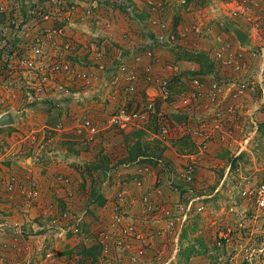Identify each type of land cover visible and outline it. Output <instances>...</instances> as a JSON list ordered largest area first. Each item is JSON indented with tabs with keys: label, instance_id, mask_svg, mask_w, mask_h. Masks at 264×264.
I'll list each match as a JSON object with an SVG mask.
<instances>
[{
	"label": "crops",
	"instance_id": "1",
	"mask_svg": "<svg viewBox=\"0 0 264 264\" xmlns=\"http://www.w3.org/2000/svg\"><path fill=\"white\" fill-rule=\"evenodd\" d=\"M36 1L39 2L40 0ZM80 1L81 13L84 19H81L79 11L77 15L73 16L71 23H68V32L75 41L73 48L67 52L64 59L74 63L79 70L89 71L93 76V81L91 85L83 86L82 81L68 77V75L60 76L57 81L64 83L77 94L68 95L62 92V96L65 98L63 99L64 103L67 106L63 110L53 109L54 120L52 119L50 123L56 124L64 121L69 125H73L75 122L88 117L99 125L105 126V129L100 133L93 146H86L77 142V137L73 133L65 131L59 134L61 136L60 140H51L43 150L39 151L34 146L29 147L30 158L21 156L20 159L11 163L3 156V143L16 123L13 126L4 127L6 132L0 134V176L15 172L25 182H28L30 178H34L40 188L37 204L32 213L27 214L23 211L20 198L17 195L13 199L6 198L0 203V223L9 218L19 224L25 232L24 248L16 250L13 247L11 229L0 231V252H4L10 259L15 261H26L30 258L32 264H60V259L69 260L59 253L64 248L75 246L76 241L79 240H77V237L67 236L59 232L56 228L61 227L64 223H59L58 215L60 212L65 208L71 210L70 202H68L70 200H72L73 209L76 204L80 207L85 206L79 200L82 203L92 200L96 211L93 214L101 217L107 216L109 211H112L116 191L127 182L125 185L127 186V195L131 199V204H133L127 210V221L141 222L147 228V225L156 228L160 226L158 224L159 220L153 215L143 214L142 196L147 192H152L156 201L175 203L180 201L181 198L179 189H183L182 186H185L180 175L187 164L188 158H190L191 152L186 153L187 149L185 147L188 148V145L179 140L178 128L175 129L174 133L178 143L175 139L173 145H170L171 147L163 149L160 147L163 143L154 133L155 128L158 127V122L161 120L160 117L156 119L153 116L150 120L141 121L139 126L126 130L106 127L110 114L120 105L127 104L133 109H142L148 94L158 95L156 86L149 82L144 75L136 82L138 92L135 94H128L123 81L118 85L113 84L111 75L116 71L115 65L119 61H124L131 66L136 65L139 73L145 72L146 67H151L155 76H169L172 82L176 81L177 76L164 68L166 62L178 63L183 76L200 74L201 64L196 60H188L189 58H187V53H184V50L198 49L199 47L206 49L207 47L204 45H208L209 41L202 42L203 45L197 44L199 38H195L196 35L190 33L187 37L178 41L177 47H167L156 43L155 35L160 29L150 21V13L144 0H128L126 2L128 5L122 3L123 9L112 0ZM236 1L229 0L226 4L223 3L224 10L222 9V12L227 14L234 12L237 6ZM157 2L163 6L161 17L168 21L171 28L186 29L194 20L195 11L192 7H190V10L181 6L179 0H157ZM196 2L198 4L199 1L196 0ZM19 3L23 4V1L7 0V4L11 7L13 5L17 7ZM92 4L96 6V13L101 14V20L108 19L113 22L111 28H105L96 19H88L85 11ZM237 21L240 26L236 25L241 28L243 27L241 25L247 23L245 19L244 21L242 19ZM232 40L236 41V37ZM95 48L104 51V56L99 60L94 57ZM149 48L154 49L152 57L145 53ZM136 53L141 54L139 62L135 60ZM205 75L211 77L209 73ZM52 88L54 89L53 86ZM57 92L59 91L56 90L52 95L55 96ZM156 102L158 110L163 112L165 116L178 114L175 104L165 102L159 96L156 97ZM212 112L213 110L208 116L211 120L214 119V117L212 118ZM178 116L172 117L173 125ZM14 119L16 120L15 117ZM41 123L44 124L45 121ZM219 134L220 132L217 130L216 137L211 141V147L207 155L217 154ZM106 156L109 157L110 164ZM96 157H99L100 161H94ZM104 158H106V161H104ZM208 158L210 157L200 156L197 160L194 180L196 184L201 181L207 183L205 180L211 177L204 166H217L214 165V162L219 164L216 155L211 157L213 161L208 160ZM83 164H86V166ZM107 164H109V167L102 169L109 175L105 176L104 173L98 175L100 165ZM146 164L151 166L153 173L143 176L144 182L138 187L132 183V178ZM77 169L83 172L82 176ZM84 170H87L88 173H94L95 177L99 179L97 181L98 185H95L96 189L91 192L92 194L81 198L79 186L82 185V180L84 183L86 180ZM175 173H180L179 177H175ZM63 174L69 175L73 179V190L59 188L60 184L55 179L58 175ZM157 175L161 179L160 183L156 182ZM71 192L74 193L73 197L69 196ZM94 192L100 195L103 201L102 204L95 199ZM160 221L162 220L160 219ZM58 236L59 238H57ZM40 240H47L45 247L50 243L52 244L51 247L57 254L53 259L47 257V252L51 248L47 249L45 258H43L41 253L45 251V248L42 250L43 247H40ZM5 244L6 247H4Z\"/></svg>",
	"mask_w": 264,
	"mask_h": 264
},
{
	"label": "rangeland",
	"instance_id": "2",
	"mask_svg": "<svg viewBox=\"0 0 264 264\" xmlns=\"http://www.w3.org/2000/svg\"><path fill=\"white\" fill-rule=\"evenodd\" d=\"M22 1L23 4L19 3L17 7L15 5L12 6L13 9L9 11L11 13L9 15L1 13L0 10V52H3V50L15 51L23 44L27 45L28 39L30 38L27 32L31 33L30 27H28V25L25 26V28L16 27L15 25L12 26L11 21L17 18L15 14H19L18 17L23 18L24 22L27 23L32 18V14L30 15L32 7L34 8L37 3H43L45 0H40L39 2L36 0ZM112 1L121 9H123L122 3L126 5V2H128V0H123L122 2L121 0ZM198 1V4H196V0L193 1L190 6L195 11L194 20L191 23L198 22L201 27V32L199 31L197 33L198 36H194L195 38H199L197 44L203 45L202 42L204 41H209V44L204 45L207 47L206 49L200 47L198 49L192 48L190 50H184V53L197 52V54L201 53L205 55L201 62L196 60L201 64L200 73L207 74L211 72L210 62H212L215 73L209 75L219 80L221 84H229L232 77L244 78V81L250 85H253V82L258 84L259 80L264 78V26L252 27L250 22L247 21L248 16L244 9L246 5H254L253 11L250 13L253 19L252 22H254L257 20L256 15L264 16V0H237V6L231 14L222 12V9L224 10L222 4H226L229 0ZM1 2L2 0H0V3ZM78 2H80L81 6V1L78 0ZM3 3L7 4V0H3L2 4ZM92 6L96 8L94 4L89 7ZM186 8L190 9L188 7ZM79 11L82 17L81 8ZM94 11L95 17L86 15L88 19L101 20V14L99 15V13H96V10ZM2 17H6L5 22ZM81 19L84 18L82 17ZM241 19L243 21L245 19L247 22L241 25L244 29L236 25L238 24L237 20ZM238 25L240 26V23ZM235 28L244 31L247 30L245 32L248 34V39L244 43L237 38ZM235 37L236 41L232 40V38ZM219 39L231 42L236 48L241 47L244 49L243 62H241L245 68L243 73L233 74L228 68H223L225 69L224 72L219 70L216 71V66L212 60L211 54L213 52V47L219 44ZM194 41L196 40L194 39ZM177 46L178 43L174 47ZM196 74L198 75L199 73ZM207 77L208 76H206V78ZM42 87L43 90H39L31 86L27 81L7 78L3 74V71L0 70V117L7 112H11L16 118V120L14 119V123L11 124L13 126L16 123V125L11 129V132H9V135L5 138L3 143V156L11 163L20 159L21 156H23V158H30L31 155H29L28 149L31 146L36 147L40 151L45 149L51 140H60L61 136L59 134L64 133L66 126L69 125L61 121L62 128L60 129L56 127L60 122L56 124L50 123L52 119L54 120L53 109L63 110L67 105L64 103L63 99L65 98L62 96V92H57L58 94L56 93L55 96H53V92H56L55 88L53 89L50 86ZM258 90L259 88H257L256 91ZM260 96L259 91L256 97H250L247 98V100L246 98L244 99V128L241 129V131L235 123L218 125L219 128L216 129L218 132H220L224 126H228L233 130L234 137L225 141L218 138L217 142L220 146L218 145V151L215 155L218 158L217 161L219 164L214 162V165L217 166H204L208 174L211 175L209 179L207 178V180H205L207 183L203 181L197 184L195 181L193 183H187L182 178L183 171L181 175L180 173L174 174L175 177H179L180 175L181 181L185 185L182 186L183 189H179L181 191L180 202L186 205L191 202L190 210L187 211V219L178 237L176 233L177 229H167L165 219L160 221L161 217H159V219L157 218L160 226L156 228L146 224L148 226L147 228L141 222H137L140 224V228L145 231H154V233H149L153 234L151 241L153 243L152 249L150 248L144 255L138 256V253L133 249L125 248L126 250H124L114 246L112 251L109 252L108 255H105L98 245H96L99 247L97 250L92 249L95 244L91 240H86L71 235L70 233L65 234L63 228L65 229L64 226L66 224L63 213L68 211L71 215H75L79 211L86 209L88 211V216L86 217L84 231L89 232L90 229H93V227L97 225L96 222L98 223L108 219L111 216V212L109 211L107 216H96L93 214L96 211L92 200L86 203H82V201L79 200L81 204L85 206L80 207L76 204L74 209L71 205L72 200H70L68 202H70L69 206H71V210L65 208L60 212L58 215L59 223H64L61 227H57L56 230L67 236L77 237L79 241H76L75 246L64 248L59 253L62 254L63 257L69 259L67 261L60 259V264H166V262L167 264H220V257H222V259L227 258V253L232 251V247L240 252V256L236 259L241 260L243 258L244 260L248 259L254 264H264V209L258 211L252 194L264 177V107L262 110H259L258 105L261 103L259 100ZM224 104L225 103L221 106L223 107ZM44 121L45 123L42 124L41 122ZM11 125L0 126V134L6 132L4 127ZM179 125H175V127L179 128ZM155 132L156 128L154 133ZM177 135L178 138H180L179 140L183 141V144L188 145V148L185 147V149H187L186 153L192 152L191 137L187 135L188 139H186L181 138L179 133ZM175 139H177V137H174L169 145L165 144V146L161 141L163 144L161 143L162 146L160 147L167 149L170 145H173ZM96 140L91 143H86L77 138V142L86 146L95 145ZM215 155L206 154L204 158L210 157L208 160L213 161L211 157ZM106 158L110 164L109 157L106 156ZM106 158H104V161H106ZM189 160L190 158H188V161ZM94 161H100V158L96 157ZM109 164L100 165V172H98V175L99 173H104V175L107 176L108 173L104 172L102 168L109 167ZM83 165L86 166V164ZM77 171H79V174L82 176L83 172L79 169H77ZM84 172L86 176L85 183L82 180V185L79 186L81 198L92 194L91 192L93 189H96L95 185H98L97 181L99 179L95 177L94 173H88L87 170H84ZM62 177H68L70 181H62ZM56 178L55 180L60 184L59 188L62 190L67 188L68 190H73V179L69 175H58ZM245 191H247V194H244ZM69 196L73 197L74 193L72 194L71 192ZM127 199V203H129V205H127V210H129L133 204H131V199H129L128 195ZM33 208H30L29 213H32ZM257 211L260 214L259 217L254 218L249 216L254 215ZM95 216L96 218H94ZM229 227L235 233V237L238 241L233 240L234 244L226 249L218 245L216 240L218 235H221L223 229H229ZM57 238H59V236ZM27 239H29V237H27ZM19 241H26L25 236H20ZM46 241L42 240L40 243L38 242L40 247H43L42 250L45 248V251L41 253L43 258H45L44 256L47 249H52L51 243L45 247ZM156 242L159 243L157 244ZM135 246L137 249V244ZM51 249L47 252V257L53 259L57 254L55 250ZM188 249H195V251L189 258H186L184 252Z\"/></svg>",
	"mask_w": 264,
	"mask_h": 264
},
{
	"label": "built area",
	"instance_id": "3",
	"mask_svg": "<svg viewBox=\"0 0 264 264\" xmlns=\"http://www.w3.org/2000/svg\"><path fill=\"white\" fill-rule=\"evenodd\" d=\"M195 0H179V4L183 7L190 8ZM3 2V0H2ZM0 3L1 13L11 14L13 8L8 4ZM150 13V21L157 25L160 29L155 35V42L163 46L174 47L178 41L187 37L190 33H197L200 30V23L193 22L186 29L171 28L168 21L161 17L163 6L157 0H144ZM95 6V5H94ZM254 5L245 6L248 19L252 27L264 26V16L256 15L257 20L252 22V13ZM80 10V2L78 0H45L43 3H37L30 10L32 18L27 23L23 18L17 17L11 21L12 26L22 27L28 25L31 33L27 32L30 37L27 45H21L15 51L3 50L0 52L1 67L0 70L7 78H15L27 81L36 89L43 90L42 86L54 87L59 92H65L68 95H76L67 85L61 83L58 78L62 75H68L73 79L82 81L83 85H91L93 76L89 71L79 70L76 65L64 56L73 48L74 39L68 32V23ZM95 7H90L86 11V15L95 17ZM17 12V11H16ZM97 17V16H96ZM101 19V17H100ZM105 28L113 26L111 20L97 21ZM219 44L213 47L211 54L212 60L216 66V71L224 72L228 68L233 74H241L244 72L243 51L241 47H234L229 41L219 39ZM148 56L154 55V49L149 48L145 51ZM253 55V52H252ZM104 56V51L95 48V59L99 60ZM135 60H141V54H135ZM116 71L112 75V83L118 85L124 82L125 89L128 94L138 92L136 82L144 75L145 78L153 83L158 91V95L148 94L142 109H133L127 104L117 107L107 119L106 127H116L122 130L135 128L140 125L141 121L150 120L153 116L160 117L155 135L164 144L169 145L174 138L176 127L172 122L168 121L157 108L156 97L168 103L175 104L178 114L185 115V119L179 125L178 133L182 137L188 135L191 138V146L193 151L190 153V160L185 166L182 178L187 183H193L196 177L197 160L200 156L208 154L211 147V141L216 137L218 125L237 124L239 130L244 128V102L245 98L256 97L260 91L259 110L264 107V78L259 80L258 84L253 82L250 85L244 81V78L232 77L229 84H221L217 79L201 78L198 75L183 76L181 69L176 62H166L164 68L177 76L176 84L182 90L175 91L173 82L169 76L158 77L152 73L151 67H146L145 72L139 73L136 65L131 66L126 62L119 61L115 65ZM227 71V70H226ZM231 73V75H232ZM226 85V86H225ZM257 88H259L258 91ZM259 95V94H258ZM223 103V107L221 106ZM212 112L211 120L208 116ZM217 125V126H216ZM142 126V125H141ZM62 128L61 122L56 126ZM105 129V126L99 125L93 119L85 117L73 125H68L65 131L73 133L78 139L86 143L94 142ZM233 130L224 126L220 130L219 138L221 140L232 139ZM153 173L150 165H144L139 173L133 176L132 183L136 186L143 184V176ZM62 181L69 182V178L62 177ZM156 182L160 183L161 179L156 176ZM124 183V182H123ZM127 182H125L116 192L114 205L111 216L105 221L96 222V226L89 232L84 231V225L88 211L83 209L71 215L68 211L63 213L65 218L64 233H70L86 240H91L95 245L100 246L102 253L108 255L114 246L119 249L129 248L135 250L138 256L144 255L153 243L152 235L154 231L149 232L140 228L139 224L133 221H127ZM40 194L38 182L34 178H30L28 182L21 179L18 173L11 172L5 176H0V203L4 199H13L15 195L20 198V204L23 211L29 213L30 208L36 206ZM247 194V191L244 192ZM255 206L260 211L264 209V177L258 186L252 192ZM143 212L147 215H153L156 219L161 217L165 219L167 229H177V237L182 231L184 222L187 219L188 210H190L191 202L186 205L183 202H159L156 201L152 192H147L142 196ZM125 209V210H124ZM251 217L257 218L259 212ZM98 221V220H97ZM242 225V223H241ZM11 229L14 248L21 250L24 248L25 242H20L19 237L25 236L24 230L19 224L6 218L0 223V231ZM90 228V227H89ZM88 228V229H89ZM92 230V231H91ZM244 230V229H243ZM242 233V232H241ZM237 240L235 233L229 229H223L221 235H218L216 242L218 245L228 249ZM238 241V240H237ZM137 244V249L135 248ZM3 246V245H2ZM7 245L5 244L4 247ZM240 256V252L232 247V251L227 253V258L220 257V264H254L248 259H236ZM0 264H32L30 258L26 261H15L10 259L4 252H0Z\"/></svg>",
	"mask_w": 264,
	"mask_h": 264
},
{
	"label": "trees",
	"instance_id": "4",
	"mask_svg": "<svg viewBox=\"0 0 264 264\" xmlns=\"http://www.w3.org/2000/svg\"><path fill=\"white\" fill-rule=\"evenodd\" d=\"M3 18V20H4V22L6 21V17H2ZM187 57L189 58V59H192V60H197L198 62H201L202 61V58L203 57H205V55H203V54H201V53H198L197 54V52H189V53H187ZM207 58L209 59V57L207 56ZM209 62H210V60H209ZM210 65H211V67H210V71L211 72H208L209 74H213V73H215V71H214V68H213V64H212V62H210ZM195 75H197L196 73H195ZM198 76H200L201 78H205L206 76H205V73H200V74H198ZM176 82V81H175ZM175 82H173V86H174V88H175V91L176 92H179V91H181L182 89L179 87V86H177V84L175 83ZM176 115H179L178 116V118H177V120H175V125H179V124H181L182 122H183V120L185 119V115H183V114H173V116H175L176 117ZM172 115H166V119L168 120V121H170V122H172V117H173ZM156 119H157V117H155ZM173 124V123H172ZM181 138H186V139H188V137H187V135H183ZM93 196L95 197V199L98 201V202H100V204H102L103 203V201H102V199L100 198V195H98V194H96V193H94L93 194ZM99 247L98 246H94V247H92V249H94V250H97ZM193 251V252H192ZM194 251H195V249H188L187 251H185L184 253H185V256H186V258H189L190 256H191V254H193L194 253Z\"/></svg>",
	"mask_w": 264,
	"mask_h": 264
},
{
	"label": "water",
	"instance_id": "5",
	"mask_svg": "<svg viewBox=\"0 0 264 264\" xmlns=\"http://www.w3.org/2000/svg\"><path fill=\"white\" fill-rule=\"evenodd\" d=\"M237 38L244 43L248 39V34L242 29H236ZM14 123V117L11 112H7L0 117V126L11 125Z\"/></svg>",
	"mask_w": 264,
	"mask_h": 264
}]
</instances>
